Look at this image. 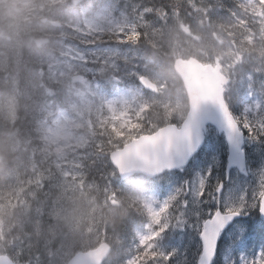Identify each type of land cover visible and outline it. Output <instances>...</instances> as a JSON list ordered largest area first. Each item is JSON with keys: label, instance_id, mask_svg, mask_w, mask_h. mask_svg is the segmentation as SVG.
<instances>
[{"label": "clouds", "instance_id": "obj_1", "mask_svg": "<svg viewBox=\"0 0 264 264\" xmlns=\"http://www.w3.org/2000/svg\"><path fill=\"white\" fill-rule=\"evenodd\" d=\"M60 5L65 14L56 16L47 4L36 3L23 31L10 23L0 26V255L11 256L12 264H31L22 255L28 250L38 253L36 264H73L81 252L104 246L102 264H113L121 245L107 240V233L115 230L114 217L125 203L112 196L101 199L94 174L114 182L131 183L136 177H121L114 165L113 153L123 141L103 114L104 85L94 84L80 66L59 75L51 71L53 63L66 64V45L79 46L83 28L100 18L102 8L96 0H60ZM260 32L259 40L243 33L247 48L240 51L264 53V27ZM234 35L224 26L209 32L202 57L219 63L225 77L219 100L207 106L219 112L230 109L235 96L247 94L235 79ZM94 71L106 78L103 64ZM258 98L264 101V80ZM181 104L184 115L176 111ZM187 109L188 98L176 95L169 111L178 125L188 119ZM65 163L77 165L72 180Z\"/></svg>", "mask_w": 264, "mask_h": 264}, {"label": "rangeland", "instance_id": "obj_2", "mask_svg": "<svg viewBox=\"0 0 264 264\" xmlns=\"http://www.w3.org/2000/svg\"><path fill=\"white\" fill-rule=\"evenodd\" d=\"M17 2H19V4L23 5L25 8H29L31 6L30 1L16 0V3ZM248 3L253 4L255 3V0H248ZM110 4V1L107 0L102 7V14L100 18L94 24L87 25L83 28L81 32L82 37L86 38L90 32L98 30L104 26V23L106 24L105 16L110 10ZM174 7H176V5H174ZM52 11L57 16L65 14L64 9L62 11L53 9ZM144 11L150 12L151 10H143V12ZM16 12L17 10L15 7L14 9L12 8V10H10V14L14 15L15 18ZM211 12L217 19H225L220 16L222 13L219 9L216 11L215 9L211 10ZM256 13L259 15L257 17L256 14L255 17L256 19L258 18V30L252 26V28H250L248 32L252 36H254L256 40H259L257 31H259L261 27H264V20L260 19L258 9ZM173 16L175 20H177L176 14H173ZM166 20L167 14L165 12H161L159 14L158 12V15L153 19L144 22L146 24V34L158 36V39L163 41L162 46L159 45V42L156 40L152 41L153 45L159 51H164L165 46H167V48L170 50L171 55L175 57H186L188 55H193L207 62V59L202 57L205 56L207 52L206 28L208 26V19L196 20L200 28L195 32V35L198 36V39H194L193 36H186V34L183 32V25H180V27H178L176 31L172 32V29H169V27L167 26ZM215 26L221 28L216 24ZM80 42L79 46H75L73 44L66 45V64L57 65L56 63H53L51 71L54 74L59 75L61 72L69 71L72 66H80L86 68L88 71L90 70V67H88V61H91V56L89 53L93 51V49L85 48L81 45L82 42ZM230 43L233 49V54L235 56V59L232 61V63L233 65L237 66V75L235 76V79L241 81L244 89L247 92L244 98H250V100H248L244 105V113L247 109V113L254 114V116H256L259 112L258 101H260V98H258V93L260 89V83L262 80H264V53H262L260 50L255 55H252L247 50L241 52V45L233 43L232 40ZM69 49H71V51H68ZM76 50L82 51L85 57L83 59H78L75 55ZM93 52L95 56H102L105 64L109 65L111 69L113 67H117L115 62H113V60L110 58V55H112L113 53H101V51L97 50H94ZM153 56L156 57V53H154ZM122 57L124 58L123 55ZM134 57L138 59L140 57V53H134ZM157 57L159 60H161L160 56ZM161 62L162 61H159L157 63L158 67L161 66ZM135 64L138 65L139 62L136 60ZM150 64L154 63L148 60L141 66V68L149 70L151 73H153ZM247 66H249V68ZM255 70H257L258 72V76L255 77V84L253 85V73ZM167 73L168 72L163 74L166 76L167 81H164L163 79L165 78L162 79V77H157L156 79L161 81H158L159 84H161V93L158 95L151 94L147 96L146 99L163 106L167 113L165 119L168 121L172 119V112L169 111L172 107V100L176 95L184 96V91L182 90V87L178 85L177 80L172 77L175 76L173 71L170 75V78ZM132 74L134 76L136 75L137 77L140 75L137 72H134ZM117 80L125 82L126 77L121 76L118 77ZM125 85L126 83L124 84V86ZM250 85L251 88L249 87ZM252 89H255V91H253ZM139 94L140 91L137 92V95ZM104 98L106 101L113 102L110 106L106 105L103 110V114L106 115L108 120L111 121L112 126H118L120 128L122 125L126 124L130 119L129 116L125 113V109L127 108L126 106L133 101V95L129 94L126 88H124V91H119L116 90V87H112L107 92L104 91ZM240 98H242V96L240 95L234 97L231 105L232 109H234V101H238V99ZM176 111H178L181 115L185 114V109L182 104L176 106ZM152 128H155L156 130L159 127H149L148 130H144V128L139 127L138 129L140 133L138 135L152 133L155 131L151 130ZM124 133L126 134V138H124L123 143L127 140L128 136L138 137V135H134V133L127 130H124ZM206 142L207 143L205 147L198 153V155H196L187 166L181 169L165 172L161 175H157L151 178L148 177L147 180H145L146 176L142 175L141 173H135L128 176L136 177V179L132 180L131 183L123 181L114 182L112 179L107 178L104 181H101V184L98 185L100 198L103 199L105 196H112L116 198H123V200L125 199V207L120 209L119 212L122 213V216H128L127 219L122 218L121 220H117L116 226L121 229L118 230L120 232V236L114 237L113 234H117V232L107 233V238L111 239L113 242H119V244L121 245L116 249L117 252L113 254V264H125L126 260L129 257L123 258L121 254L123 252L125 254L130 250L131 244L133 243V237L135 235L138 236V240L140 241L143 237L142 232H138L137 230H135L139 226V221L135 219V216H137L140 211L139 209H137L130 212V209H132V204L130 202H126V198L133 197L137 201H139L140 198L141 203L150 205L153 209H157L159 208L161 202H163L168 197L169 193L172 192L175 187L180 185L185 180L193 179L198 173H202L209 168H214L211 177L213 183H215L217 179L225 178L226 159H223L222 155H227V144L224 136L218 134L215 129L210 127L207 131ZM247 145H249V149L246 148V152L248 155V167L243 171H240L238 169L234 170L230 174L229 180L224 182V190L221 194V206H223L224 203L234 200L246 185L254 184L255 178L253 173L259 168L264 167V144H260L256 141L247 139ZM63 166L68 169V179H74L76 174L72 171V169L77 165L65 163ZM140 187H144L146 188V190L142 191ZM141 192H143L144 194L142 195ZM151 198H154L156 200V204H154L155 201H152L151 204H148ZM188 199L190 201L189 208L191 209L194 207H198L202 215H206L209 208L216 207V201H209L206 204L194 205L191 203L192 197L190 195ZM116 215L114 218H116ZM242 216L249 215L246 214ZM192 219L194 220L195 218L192 217ZM240 222H244V220ZM173 224H175V222ZM258 225L259 224H257V227ZM195 232H197V230L194 227H189L186 230H177V227L171 228V233L168 234V241L173 240L174 243H182V246L179 249H174L173 251H165L170 248L165 247V244V248L161 250V253L166 254L168 252H173L172 257H174L175 259L172 260L174 262L172 263L171 260L165 261L162 257H159L153 264H190L185 258V246H200L201 249L199 234L197 232V235L195 236L193 234ZM102 238L104 237L102 236ZM222 240L225 244V248L222 249L220 253V264H239V256L241 253L255 254L262 248V246L256 247V245L254 244V235L248 234L247 225L245 223L243 226H241L239 223H236L229 230L223 233ZM128 241L131 243L130 245L128 244ZM196 250L197 249H195L194 251ZM35 254L36 258L34 256ZM22 255L24 259H30L31 264H36V261L39 259L38 253H29L28 250H25Z\"/></svg>", "mask_w": 264, "mask_h": 264}, {"label": "snow or ice", "instance_id": "obj_3", "mask_svg": "<svg viewBox=\"0 0 264 264\" xmlns=\"http://www.w3.org/2000/svg\"><path fill=\"white\" fill-rule=\"evenodd\" d=\"M248 7L253 9L249 15L255 18L258 9L260 19L264 20V0H255L254 4H249L248 0H245L244 5L238 6L245 12H247ZM232 15L234 19H239L241 13L237 11ZM139 39L140 35L135 29L128 32L121 31L118 36L120 43H138ZM68 51H71V49ZM65 56H67V52H65ZM205 99L213 98L205 97ZM112 103V101L104 100L103 110L106 105L110 106ZM247 111L246 109L244 115L238 116L226 107L221 108L222 127L229 141L238 144L246 130L248 140L264 144V112L258 113L255 117H250ZM203 124L204 114L199 111L197 102H194L192 112L184 122L183 127L173 129L169 136L164 139H158L155 136H142L136 139L134 136H128L122 144L120 152L113 153V158L120 166L122 173L131 170L130 167L121 163L122 158L128 160L136 158L144 161L155 159L159 161L160 167L150 169L153 174L161 171L162 168L180 167L201 143ZM137 126L134 125L133 127ZM112 132L116 137L124 140V134L118 126H114ZM253 175L255 183L246 185L234 200L224 203L223 206H221V194L224 190V181L217 179L213 183L211 168L198 173L193 179L185 180L175 187L168 197L161 202L159 208L153 209L146 204L145 207L150 219V235L141 238L143 250L128 258L125 264H149V261L156 259L158 256L165 261H170L173 252L166 254L158 252L150 241L162 237L173 227L188 225L189 223L201 237L202 254L200 264H210L212 257L215 255L216 241L229 221H232L234 217L246 215L252 209H258L259 213L264 215V167L256 170ZM189 195L192 197L191 203L194 205L216 201V207L209 208L207 214L202 215L198 207L189 208ZM173 208L179 212L178 216L176 213L168 215ZM192 217L195 219L193 220ZM173 220H175V224H173ZM237 223L241 226L244 225V222ZM247 231L249 235L253 234L252 224H247ZM256 234L258 236L264 235V223L258 225ZM88 264H94V260L90 259ZM239 264H264V247L255 254L241 253Z\"/></svg>", "mask_w": 264, "mask_h": 264}, {"label": "water", "instance_id": "obj_4", "mask_svg": "<svg viewBox=\"0 0 264 264\" xmlns=\"http://www.w3.org/2000/svg\"><path fill=\"white\" fill-rule=\"evenodd\" d=\"M174 68L177 74L179 75V77L181 78V80L183 81L184 87L187 92V96L189 100V111L187 113V117H189L190 113L192 112L194 102H197L199 111L204 114V124H203V130H202L201 143L186 158L185 162L182 165L184 166L188 164L190 159L204 145V142H205L204 132L208 124H212L215 127H217L219 133L225 132L222 127L221 113L215 108L207 107L208 105H211L214 102L219 100L221 92H222V84H223L225 77L221 74L219 65L215 67L211 65L205 66V65H202L197 59H194V58H191L189 60L177 59L175 62ZM141 82L150 91L158 92L157 85L149 81L147 78L143 77V79H141ZM205 97H212L213 99H205ZM181 127H183V125H181ZM175 128H180V127H178L175 124H170V125L160 128L157 132L153 134L143 135V136H155L158 139H164L168 137L171 131ZM225 135H226L228 147H229V155H228L229 163L227 167V172H229L231 167H234V166H238L239 168L243 169L246 164L245 153L242 151V143H243L244 137H241L238 144H234L229 141L226 132H225ZM119 152L120 150L117 151L116 153H119ZM121 163L131 168L130 171H127L126 173H122L120 171V166L117 165L116 161L114 160V165L119 169L121 176H127L133 172H142L147 176H154L168 169V168H162L161 171L153 174L150 171V169L160 167V162L155 159L150 160V161H144V160L136 159V158H133L130 160L122 158ZM176 168H179V167H173L171 169H176ZM262 216L264 217V215ZM235 218L236 217H234L233 220ZM232 221H229V223L224 226V229ZM217 243H218V239L216 241V248H217ZM107 250L108 249L106 247L100 246L96 249L89 250L88 252H82L74 258L73 264H88V261L90 259L94 260V264H102V259L104 258ZM215 252H216V249H215ZM212 259H211V262H212ZM0 264H12V259L6 255H0ZM199 264H200V261H199Z\"/></svg>", "mask_w": 264, "mask_h": 264}, {"label": "trees", "instance_id": "obj_5", "mask_svg": "<svg viewBox=\"0 0 264 264\" xmlns=\"http://www.w3.org/2000/svg\"><path fill=\"white\" fill-rule=\"evenodd\" d=\"M142 1H144V2L149 1V3H153L155 5H159V6L164 7V8L169 7L171 9L174 7V5H176V7L180 8V10L183 14H185L187 11H191L189 9L190 6L188 4L186 5L185 3L179 2L178 0H142ZM175 2H177V3H175ZM224 4H227V5L223 6ZM201 5L202 4L193 3L192 8L193 7H202ZM205 5H207V4H205ZM214 5H215V3H214ZM220 5H222V7H224V9H226L227 12L232 13L233 10L237 9L238 6H240V5H244V3L242 1H237V0H234L232 3H231V0H222V1H220ZM223 12L225 14L226 21H228L230 23V24H226L227 28L232 27L233 29L237 30L239 41L243 40L242 42L245 44V40H244V36H243V33H245V31L242 29V26L240 24L234 23L233 15L228 14L227 12H225V10H223ZM248 23L252 24V26L258 30V28H257L258 19L249 18ZM260 34H261L260 30L257 31L258 37H260ZM253 51L257 52L258 49L253 50ZM169 61H170V59L168 58V60L166 62L168 63ZM166 72H168L167 74H170L169 69H166V68H164L162 72L160 71L158 73L164 74ZM142 112H143V115H142L143 121H141V125L145 128L151 126V124H150L151 120H153V123H152L153 125L160 126V125L165 123V122L164 123L161 122L162 120L165 121L164 107L161 105L156 104L153 107H150L148 105H144L142 108ZM234 112L236 114H239L240 116L244 115V113H242L240 110H237V109ZM262 112H264V101L262 102ZM111 130H112V128H111ZM124 201H125V199H124ZM126 202H130L132 204V209L134 211L137 209H141L139 204H137V202H135L131 197L126 198ZM251 214L254 216H259V210L258 209H252Z\"/></svg>", "mask_w": 264, "mask_h": 264}, {"label": "bare ground", "instance_id": "obj_6", "mask_svg": "<svg viewBox=\"0 0 264 264\" xmlns=\"http://www.w3.org/2000/svg\"><path fill=\"white\" fill-rule=\"evenodd\" d=\"M63 9L61 8V9H57V11H62Z\"/></svg>", "mask_w": 264, "mask_h": 264}]
</instances>
